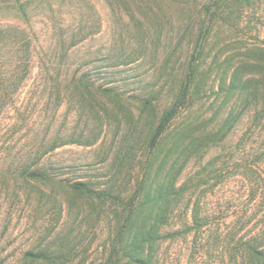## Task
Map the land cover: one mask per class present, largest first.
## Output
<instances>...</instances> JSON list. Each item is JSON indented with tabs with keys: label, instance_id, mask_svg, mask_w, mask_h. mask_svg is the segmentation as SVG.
Segmentation results:
<instances>
[{
	"label": "rangeland",
	"instance_id": "374dc122",
	"mask_svg": "<svg viewBox=\"0 0 264 264\" xmlns=\"http://www.w3.org/2000/svg\"><path fill=\"white\" fill-rule=\"evenodd\" d=\"M223 1L211 38L221 76L190 110L209 130L231 112L234 120L180 174L185 192L157 264H235L245 243L264 248V0ZM19 2L0 0V28L25 29L37 53L23 87L3 91L0 105V264H53L24 260L44 250L55 264H99L121 220L118 195H136L144 177L152 115L139 118L140 100L153 91L158 104L169 100L172 67L188 58L209 0ZM60 35L72 47L54 79L40 62ZM83 73L116 96L91 97L72 80ZM55 140L66 144L50 150Z\"/></svg>",
	"mask_w": 264,
	"mask_h": 264
},
{
	"label": "trees",
	"instance_id": "16d2710c",
	"mask_svg": "<svg viewBox=\"0 0 264 264\" xmlns=\"http://www.w3.org/2000/svg\"><path fill=\"white\" fill-rule=\"evenodd\" d=\"M15 2L20 3L19 0ZM223 2L209 0L200 8L199 29L190 46L188 58L172 67L173 82L168 87L169 100L159 104L156 102L161 100V91H153L140 100L139 118H144L147 113L152 115L145 138L149 155L143 163L144 177L137 182L139 189L136 195L127 198L118 195L121 209L115 212L117 216H121V220L110 240L108 255L99 264H157L160 244L168 238L163 233L170 224L172 204L174 200L183 197L185 192V185L177 187V184L187 161L212 143L224 140L227 130L232 126V112L221 126L209 130L210 125L205 121L201 123L199 116L190 110L198 102L205 104L204 99H209L210 94L214 93L215 83L221 76L218 53H214L216 46L211 44V38L219 22V9ZM20 10L22 16H25V7L21 5ZM91 34L93 33L90 32L87 36ZM29 35L25 29L17 27L0 28V105L5 101L3 91H7L11 97L17 95L32 72V59L37 50ZM14 36L20 37L14 41ZM59 38L61 42L50 46V51L42 54L40 62L43 66L41 74L54 79L62 72L57 67V61L68 55L72 47L63 39V35ZM211 56L213 60L209 62ZM48 63H52L51 68L47 66ZM165 65L168 67L169 63ZM72 80L91 97L99 94L116 96L112 90L91 83L85 73L79 77L74 74ZM238 82L239 79L234 76L229 92L233 91ZM56 86L54 87L57 88ZM57 140L50 150L66 144L58 143ZM71 188L93 195V191L83 183L72 184ZM242 246L243 254L239 258L234 256L235 264H264V248L256 243H245ZM24 260L55 264L60 259L54 257L51 250H44L28 251Z\"/></svg>",
	"mask_w": 264,
	"mask_h": 264
}]
</instances>
